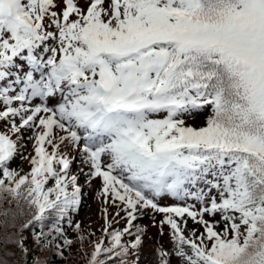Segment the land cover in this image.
<instances>
[{"label":"snow or ice","instance_id":"obj_1","mask_svg":"<svg viewBox=\"0 0 264 264\" xmlns=\"http://www.w3.org/2000/svg\"><path fill=\"white\" fill-rule=\"evenodd\" d=\"M0 124V199L35 209L0 244L27 255L25 230L44 248L64 236L81 187L63 147L125 213L113 229L104 209L88 264H126L148 209L171 229L158 264H264V0H0Z\"/></svg>","mask_w":264,"mask_h":264},{"label":"rangeland","instance_id":"obj_2","mask_svg":"<svg viewBox=\"0 0 264 264\" xmlns=\"http://www.w3.org/2000/svg\"><path fill=\"white\" fill-rule=\"evenodd\" d=\"M51 30V29H50ZM186 123L195 127H200L203 125V118L201 116L196 117H188L185 118ZM7 131V130H3ZM25 137L24 147L21 149L25 156L34 155L33 144L34 141L27 140V137L32 135L30 131L23 133ZM15 139V137H13ZM49 151L51 149L49 148ZM61 152H65L68 154V157L72 160V164L70 165L71 169L69 173L71 175L75 174L78 170H81L82 173H87L89 170V166L82 162V158L80 163L75 164L73 167V163L76 160L77 151L75 149L69 148H61ZM12 167L16 169H23L24 172L30 170V164L27 160H22L20 156H17L12 162ZM78 184L81 187V197L80 204L77 208L71 211L74 214L76 220H80L85 223L91 230L99 232L105 226V212L104 209L107 208V219L111 222V220H115V224L119 227V229H123L126 226V221L121 219V217L125 216L124 212H121L120 217L116 216V212L119 210L116 206H113L109 200L108 204H105V200L103 195H98L102 191V180L100 178H95L91 180V183L87 182V177L82 174L80 178H78ZM52 181L49 182L48 186L52 185ZM194 190V189H193ZM161 205H171L176 204V201L171 196H165L162 198H158ZM188 203H195L193 200H189ZM197 207L199 205L197 204ZM163 219V214H154L151 209L144 210L141 215H139L137 221L135 223L144 229L141 239L142 243L138 249V251L133 252L134 255L132 258L134 261H137V264H158V256L157 250L163 246L165 249H170L172 247V241L170 239L171 229L169 226L164 225L163 229L161 228L160 221ZM192 228H199L200 231H203V228L199 225L193 224V222L188 220V230ZM185 231V235L189 234V231ZM135 231V229H133ZM129 240L133 239V237L126 236ZM72 250L71 253L74 256H81L82 251H88V249L84 248L81 243L78 241H72ZM82 246V251H81ZM70 245L68 246L69 249ZM138 257V260H137ZM79 264H86L81 260ZM171 264H180L178 258L172 257Z\"/></svg>","mask_w":264,"mask_h":264},{"label":"trees","instance_id":"obj_3","mask_svg":"<svg viewBox=\"0 0 264 264\" xmlns=\"http://www.w3.org/2000/svg\"><path fill=\"white\" fill-rule=\"evenodd\" d=\"M14 204L17 206L15 201ZM33 212L34 209H29V211H27L23 216H20L18 212H9L0 216V239L4 238L7 235H10L11 233H14L17 230L16 228L11 227L10 225L15 223L17 226H19V224L25 222L27 219H30L31 214ZM46 224L48 225L47 222ZM35 230H40L39 225L35 226ZM44 230L48 231V227H46ZM23 235L26 236L27 239L29 238V245L31 243V245L28 247V243L26 242L28 254H22L20 250L15 247V245L0 244V260H3L4 264H34V262L37 260L43 262V264H79L80 258L82 257L83 261H87L88 257L86 254L90 253L93 250L92 240L86 234H81L79 239L76 240L81 243V237H83V240L88 239L87 242L82 244L88 249V251H82L81 246V256H74L71 253V250L73 248L72 245H70L69 249L68 246H63V238H61V236L57 237L50 247L44 248L38 247L35 244L32 238V229L25 230L23 232ZM55 235L56 234L53 233V236ZM57 244L62 246V255L59 254V251L56 247ZM113 264H116V260L113 261Z\"/></svg>","mask_w":264,"mask_h":264}]
</instances>
